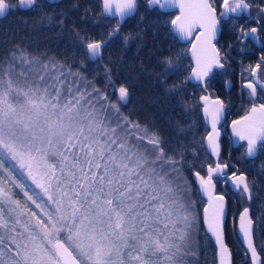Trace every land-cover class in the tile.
Wrapping results in <instances>:
<instances>
[{"label": "snow or ice", "instance_id": "obj_1", "mask_svg": "<svg viewBox=\"0 0 264 264\" xmlns=\"http://www.w3.org/2000/svg\"><path fill=\"white\" fill-rule=\"evenodd\" d=\"M164 2L175 4L177 0ZM36 7L37 0H0V17L12 10ZM251 7L250 0L180 3V14L170 25L184 40L200 30L191 44L195 63L187 69L184 81L168 84V76L184 69L179 54L175 59L164 58L162 71L155 77L165 92L179 95L182 85L193 80L206 92L216 70H224L228 63L227 53L222 54L214 43L218 15L234 20L250 14ZM102 10L105 17H119L106 34L95 37L72 29L76 47L92 61L103 59L105 48L119 36L121 23L136 11V0H102ZM260 11L264 12V7ZM42 19L64 25L62 18L54 21L46 15ZM235 30L241 44L249 36L259 39L257 27L240 25ZM131 38L125 35L124 44ZM105 71L110 73L107 66ZM244 71L250 78L242 88L248 90L251 107L232 121V131L246 142L244 155L253 157L264 150V55ZM81 79L71 66L54 58L41 60L23 49L0 63V149L27 169L42 193L30 194L25 185L12 180L27 199L28 203L22 204L7 188H0V229L11 236L7 247L11 259L0 264H184L192 254L193 234L201 222L219 246L220 264H230L231 254L224 242L225 195L215 194L213 177L224 176L225 183L231 180L241 198L250 202L253 186L248 176L239 170L227 173L226 169L233 168L230 163H209L206 174L193 171L199 182V188L193 189L181 174L183 154L177 160L148 123L121 111L130 96L126 83L109 74V83L101 90L91 81L81 84ZM200 100L211 125L200 138V148L219 157L217 125L225 105L220 98L208 95ZM181 103L187 106L186 101ZM194 191L208 197L203 221L195 207ZM252 225L250 209L244 207L238 229L253 264H259Z\"/></svg>", "mask_w": 264, "mask_h": 264}, {"label": "trees", "instance_id": "obj_2", "mask_svg": "<svg viewBox=\"0 0 264 264\" xmlns=\"http://www.w3.org/2000/svg\"><path fill=\"white\" fill-rule=\"evenodd\" d=\"M46 15H51L54 21L62 18L63 27L42 19ZM118 20L104 16L101 0H37L35 9H16L0 17V63H5L14 51L23 49L30 56L41 60L54 58L71 66L73 71H79L81 84L84 80L91 81L97 88L104 90L109 83V74L113 80L126 83L130 88V96L127 103L121 105V111L132 119L148 123L162 138L166 151L175 154L177 160L183 154L181 174L193 189H198L193 171L203 174L205 168L201 161L203 150L199 144L204 127L196 99L190 93L191 85L186 82L179 89V95L170 94L165 92L155 77V73L162 71L161 61L172 57L168 52L163 53L160 47L163 37L161 31L165 30L163 18L141 8L137 14L126 17L120 25L119 36L105 48L102 60L85 59L82 50L75 45L73 28L100 37ZM125 35L133 37L127 45L123 41ZM179 55L181 61L187 64L182 65V72L168 76V84L184 81L189 75L187 54ZM105 66L110 73H106ZM109 95L113 100L116 99L110 90ZM181 101H186L187 106ZM4 164L8 173L12 174L10 163L3 161ZM190 165L193 166L191 169ZM13 173L16 175L15 171ZM3 174L1 171L0 175ZM253 189L254 244L264 264V175ZM11 191L22 204L27 203L21 191L12 187ZM193 199L203 221L205 202L201 193L194 191ZM17 230L22 231L20 226ZM193 235L195 245L192 248L195 253L187 256L184 264H218L216 244L202 222ZM0 236L4 238V246L0 250L4 249L8 256L6 260H10L11 253L7 247L10 246L11 236L5 229H0ZM228 238L226 240L233 253L234 264H251L238 240L234 241L230 234Z\"/></svg>", "mask_w": 264, "mask_h": 264}, {"label": "flooded vegetation", "instance_id": "obj_3", "mask_svg": "<svg viewBox=\"0 0 264 264\" xmlns=\"http://www.w3.org/2000/svg\"><path fill=\"white\" fill-rule=\"evenodd\" d=\"M136 2L137 8L133 15L137 14L141 8L142 11H150L153 15L163 18V28L165 30L161 31V36H163L160 45L162 52L172 54L171 58L173 59L177 57L175 54L186 53L189 65L194 66V62L190 58L189 53L191 51V44L195 42L194 37L200 30H195L193 32V38L189 39V41L182 42L173 32L170 25V21L174 19L176 15L180 14L179 10L169 9L164 0H159V3H152V0H136ZM250 2L252 5L250 14L237 16L234 20L227 17L220 18L218 15L220 24L218 25L217 37L214 43L222 50V54L227 53L228 63L225 69L216 70L217 74L212 77L206 92L199 82H188L191 85V96L195 97L197 108L202 118L204 134L206 131L210 130V122L203 114V102L200 100V97L202 95H208L210 99L220 98L225 105L222 120L217 126L220 132V156L216 157L210 153L206 154L204 151L202 152L201 161L205 166L202 175L206 174L207 165L209 163L227 162L233 166L232 169L225 170L227 173H230L232 170L244 172L248 176L250 182H252L254 188L255 184L260 183L261 176L264 175V150H258L257 154L253 157H246L244 155L246 142L240 141L232 131V121L243 117L251 107L248 90L242 88L245 79L250 78L244 69L247 68L249 64L257 63L259 57L264 55V12L260 11V8L264 7V0H250ZM219 11H222V9H218V12ZM111 19H119V17ZM258 19L261 20L260 24L256 22ZM240 25L245 28L257 27L259 31L255 35L258 36L259 39L254 40L249 36L243 44L238 42L235 28ZM181 64L184 65L187 64V62L181 61ZM194 176L193 174V177ZM224 180V176L221 175L213 177V181L216 184V193L225 195L226 199L227 213L224 233L228 240L230 234L233 236L234 241L238 240V244L241 245L236 234L238 217L244 207H249L250 216L255 225L252 212V200L249 202L242 199L239 191L233 186L232 181L229 180L225 183ZM244 254L248 257L246 250Z\"/></svg>", "mask_w": 264, "mask_h": 264}, {"label": "rangeland", "instance_id": "obj_4", "mask_svg": "<svg viewBox=\"0 0 264 264\" xmlns=\"http://www.w3.org/2000/svg\"><path fill=\"white\" fill-rule=\"evenodd\" d=\"M110 18V17H108ZM4 160H3V159ZM0 161H8L11 165V169L15 171L16 175L13 173L9 175L8 170L5 168V164L2 168H0V172L3 171V175H0V188H7L9 190V194L12 195L11 187L16 188L13 183H11L12 180H15L17 183H21L26 186V189L29 191L30 194L37 193L42 195L40 189L36 188V186L32 183L31 179L27 175V169L21 168L19 166V163L16 160H13L7 152H5L3 149H0ZM5 171V172H4ZM19 191H21L19 188H16ZM22 193V192H21ZM23 194V193H22ZM26 198V197H25ZM27 200V199H26ZM28 203V202H27ZM19 227V226H16ZM195 245V241L192 245V247ZM3 254L0 255V260H6L8 257L5 250H0ZM195 253V249L192 248V255ZM11 257V254H10ZM249 258V257H248ZM250 260V259H249ZM6 261H9L8 259ZM130 264H134L130 261Z\"/></svg>", "mask_w": 264, "mask_h": 264}, {"label": "water", "instance_id": "obj_5", "mask_svg": "<svg viewBox=\"0 0 264 264\" xmlns=\"http://www.w3.org/2000/svg\"><path fill=\"white\" fill-rule=\"evenodd\" d=\"M182 2H195V0H177V2L175 3V4H166L168 7H169V9H171V10H179L180 11V9H179V4L180 3H182ZM136 8H137V2H136ZM105 16V15H104ZM118 17V16H117ZM117 17H110V18H117ZM173 32H174V30H173ZM175 33V32H174ZM180 40L182 41V42H185V41H189V40H184V39H181L180 38ZM189 56H190V58L192 59V55H191V51H190V53H189ZM193 60V59H192ZM193 62H194V60H193ZM195 63V62H194ZM191 82H194V83H198V82H196V81H191ZM221 120H222V118H221ZM220 120V121H221ZM209 126H210V128H211V125H210V123H209ZM218 126V125H217ZM217 129H218V127H217ZM194 179H195V181H196V183H197V185H198V187H199V182H198V180L196 179V177L194 176ZM215 183V182H214ZM216 185V184H215ZM215 194H217L216 193V188H215ZM201 197L203 198V200H204V202H205V207H207L208 206V203H207V201H208V197H207V195H203V194H201ZM225 204H226V199H225ZM204 207V208H205ZM225 213H227V209H226V206H225ZM205 225V224H204ZM205 228H206V230H207V227H206V225H205ZM252 230H254V222H253V225H252ZM225 231V230H224ZM208 232V231H207ZM209 233V235L212 237V239H213V241H214V243L216 244V242H215V238L211 235V233L210 232H208ZM236 234H237V237H238V239H239V241H240V243H241V245L243 246V248L246 250V253H247V255H248V257H249V259H250V263L251 264H253V261H252V257H251V253H250V251L248 250V246H247V242L243 239V236H242V234L239 232V229H238V222H237V228H236ZM224 242H225V244L227 245V247L229 248V251H230V264H234V257H233V253H232V251H231V248H230V246L228 245V242H227V240H226V236H225V233H224ZM253 243H254V237H253ZM255 245V244H254ZM216 247H217V258H218V264H220V254H219V246L216 244ZM257 253H258V251H257ZM258 255L260 256V261H259V264H262V256L258 253Z\"/></svg>", "mask_w": 264, "mask_h": 264}, {"label": "bare ground", "instance_id": "obj_6", "mask_svg": "<svg viewBox=\"0 0 264 264\" xmlns=\"http://www.w3.org/2000/svg\"><path fill=\"white\" fill-rule=\"evenodd\" d=\"M4 17V16H3Z\"/></svg>", "mask_w": 264, "mask_h": 264}]
</instances>
